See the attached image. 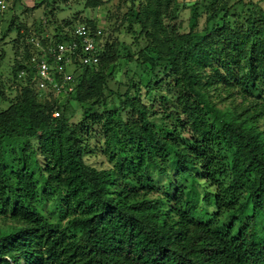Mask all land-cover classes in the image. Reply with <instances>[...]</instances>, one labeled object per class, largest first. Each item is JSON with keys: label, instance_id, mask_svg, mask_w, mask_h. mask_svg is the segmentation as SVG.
<instances>
[{"label": "trees", "instance_id": "obj_1", "mask_svg": "<svg viewBox=\"0 0 264 264\" xmlns=\"http://www.w3.org/2000/svg\"><path fill=\"white\" fill-rule=\"evenodd\" d=\"M246 24L245 38L229 33L221 55L212 53L221 56L212 74L195 68L205 57L189 40L194 15L176 56L154 64L136 54L151 80L171 74V110L155 119L130 83L116 111L89 123L101 128L107 169L82 159L80 135L97 112L84 108L70 126V97L36 101L22 82L0 111V264H264V13ZM71 28L46 31L40 44L68 41ZM106 52L103 44L97 66L82 68L76 104L107 91L109 74L98 71ZM27 59L12 64L13 79ZM212 85L239 105L216 107L205 93Z\"/></svg>", "mask_w": 264, "mask_h": 264}, {"label": "rangeland", "instance_id": "obj_2", "mask_svg": "<svg viewBox=\"0 0 264 264\" xmlns=\"http://www.w3.org/2000/svg\"><path fill=\"white\" fill-rule=\"evenodd\" d=\"M89 1L90 5L87 6ZM94 2L98 4L93 6ZM259 12L264 13V0H9L6 11L0 16V111L14 102L20 84L25 81L24 77L13 79L11 68L14 62L27 55L29 38L39 39L53 28L65 30L77 24L99 26L102 44L106 45L107 52L98 71L109 74L107 91H103L100 98L83 105L76 104L71 97L67 103L70 109L68 114L71 115L70 126L81 124L84 108L91 107L97 112L96 116L93 114L88 118L80 135L82 159L86 165L97 170L107 169L109 166L102 153L101 128L98 124L89 123L102 114L116 111L130 83L139 89L136 98L139 104L151 108L156 113L155 119L161 116V111L171 110V74L162 73V69L157 68L161 70H157L158 76L151 80L150 75H143L137 69L136 54H145L154 64L160 62L158 56H176L173 48L180 45L183 35L188 33L189 20L194 15L196 25L189 40L203 50L199 49L198 55L203 60L205 57V63L201 62L195 68L201 73L212 74L214 69L220 71V49H226L228 34L235 32L245 38L248 35L245 34L246 20ZM131 13L136 18L131 17ZM151 32L154 37H147ZM156 43L162 46V54L153 46ZM175 51L177 53L178 48ZM215 52L220 55L212 56ZM199 80L204 82L201 75ZM149 81L152 86L147 91L145 85ZM218 88L221 86L205 88V93L216 107L231 110L230 106L239 105L237 98L227 97ZM134 91L130 92L133 97ZM50 102L56 105L63 100L55 97ZM122 116L128 117L125 113ZM166 124L170 125L171 120H167ZM30 143L36 146L33 140Z\"/></svg>", "mask_w": 264, "mask_h": 264}, {"label": "built area", "instance_id": "obj_3", "mask_svg": "<svg viewBox=\"0 0 264 264\" xmlns=\"http://www.w3.org/2000/svg\"><path fill=\"white\" fill-rule=\"evenodd\" d=\"M9 0H0V16L6 11ZM68 41L41 45L39 39H28V59L26 70L18 73L24 77L40 100L49 102L55 97L63 102L73 96L76 82L82 68H92L99 63V51L102 48V31L99 26L75 25L69 31ZM63 102H57L61 106ZM61 110H53L55 119Z\"/></svg>", "mask_w": 264, "mask_h": 264}]
</instances>
